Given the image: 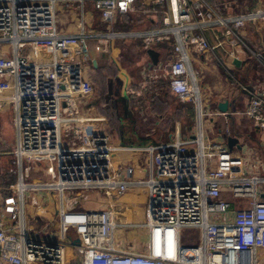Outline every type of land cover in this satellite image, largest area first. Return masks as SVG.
<instances>
[{"label": "built area", "instance_id": "1", "mask_svg": "<svg viewBox=\"0 0 264 264\" xmlns=\"http://www.w3.org/2000/svg\"><path fill=\"white\" fill-rule=\"evenodd\" d=\"M63 1L78 3L82 10L92 3L107 32L88 31L82 15L77 34L61 33L58 10ZM137 1L0 0V113L13 110L15 141L9 154L17 176L13 195L0 203V264H65L69 233L79 239L74 244L78 264L259 263L264 253V175L259 161L258 172L249 170L243 145L234 150L225 140H205L203 119L216 113L203 108L201 76L190 51L214 55L227 42L242 43L241 29L264 19V7L222 14L208 0H152L165 6L163 26L111 31L119 14L136 11ZM121 35L141 37L146 49L173 41L169 88L198 109L199 125L191 136L125 146L90 130L84 107L93 92L84 75L92 59L90 41L102 53ZM240 87L249 99L244 115L264 132V85ZM127 91L140 94L132 87ZM121 151L147 154L145 177L133 178V166H113ZM131 188L147 193L143 219L120 223L113 207H80L81 198L92 192L112 198ZM31 191L59 198L56 242L27 227L25 198ZM5 214L16 229L7 227ZM141 229V239L116 237V230L128 234Z\"/></svg>", "mask_w": 264, "mask_h": 264}, {"label": "crops", "instance_id": "2", "mask_svg": "<svg viewBox=\"0 0 264 264\" xmlns=\"http://www.w3.org/2000/svg\"><path fill=\"white\" fill-rule=\"evenodd\" d=\"M139 1L142 6L140 10L136 6V11L143 13V18L150 23V28L145 30L140 21L139 28L141 29L138 31H149L163 26L165 6L157 5L152 0H138L137 3ZM237 2L238 0H215L210 4L219 13L228 14L238 12L239 3ZM62 4L58 10V24L61 33L77 34L80 30L82 15H84L85 27L88 31L107 32V24L102 21L99 11L92 3H86L84 10L78 3L63 1ZM258 6L264 7V0H256L244 10L255 9ZM133 12L119 14L110 26L111 31L116 33L135 31L131 30L132 26L128 22H124L126 17H133ZM158 13L162 16L159 20L156 19ZM241 35L242 43L231 46L227 42L218 47L214 55L190 51L191 63L200 72L203 84V108L216 113L213 116H205L203 119L205 140H225L228 145L229 136L226 135V131L229 130L230 136L238 138V142L232 149L239 150L243 145V156L248 162L249 170L258 172L256 164L259 161L260 174L264 175V132L256 128L253 122L244 115L249 99L240 87V84L261 83L264 85V19L245 26L241 29ZM209 37L215 41L212 31L209 32ZM90 43L92 59L87 61L84 75L93 84V92L87 97L84 107L89 115L92 132L109 134L115 145L144 146L168 143L177 135L185 139L196 131L199 125V112L195 104L181 101L169 88V64L173 56V41H160L146 49L141 37L121 35L111 40L109 50L102 53L94 49L95 40L91 39ZM151 50L154 53H151ZM229 52L234 53V57L240 61L239 65L229 61ZM95 73H101L103 76L105 86L99 91L92 82L95 79ZM129 87L140 91V94L129 93L127 91ZM100 91L102 93H99ZM104 92L109 101L114 102V111L117 109V116L114 112L115 123L108 114H105L107 104L102 103L98 98ZM224 101L229 102L228 112H223L219 108V103ZM11 114L13 117L12 109ZM113 123L117 125L115 132L111 129ZM5 128L3 127L0 138L5 136L9 141L14 142V126H11L12 135ZM254 151L257 159H254ZM3 154L6 153L0 155ZM148 162L146 153L121 151L115 155L113 166L115 168L133 166V178H143L146 176L143 167L148 166ZM6 172L12 177L7 189H3L0 184L1 204L13 195V186L17 181L11 165ZM136 191L137 189L131 188L125 195L114 198L102 196L99 192H92L86 199L87 204H91H83L82 207L91 209L113 207L118 220V214L124 216L128 212L131 216L136 210L135 204L140 205V202L136 200ZM25 201L27 227H31L38 237L56 242L61 232L62 215V205H60L58 196L51 195L49 192L31 191L27 193ZM237 203L244 205L245 202ZM123 211L127 212L123 213ZM144 212L145 207L142 216ZM5 217L7 227L16 229L15 221H12L8 214H5ZM139 217L129 221L139 219ZM49 234L52 235L51 238L48 237ZM120 235L122 236L119 238H122L123 232ZM66 236L70 238L63 246L65 264H78L73 234L69 233ZM130 236L132 235L128 237ZM258 264H264L263 252H260Z\"/></svg>", "mask_w": 264, "mask_h": 264}, {"label": "rangeland", "instance_id": "3", "mask_svg": "<svg viewBox=\"0 0 264 264\" xmlns=\"http://www.w3.org/2000/svg\"><path fill=\"white\" fill-rule=\"evenodd\" d=\"M215 2V0H210V2ZM218 1V0H217ZM254 1L256 0H238L237 3H239V6H238V12L240 11H243L247 6L251 5L252 3H254ZM140 1L136 4L137 8L139 7V10L141 9L140 7L142 6V4H139ZM63 5V4H61ZM60 5V6H61ZM65 9V7H64ZM137 10V9H136ZM59 14V12H58ZM133 17H126L124 19V22H128L132 27H131V30H135L133 32H137L139 29V24H140V21H142L141 25L145 28V30H148L150 28V23L145 19L143 18V13L142 12H139V11H136V12H133ZM96 23V22H94ZM97 27L99 25H96ZM147 27V28H146ZM155 28V27H154ZM143 29V28H142ZM195 69V68H194ZM94 77V76H93ZM90 81V80H89ZM96 87V89L99 91L101 89L104 88V81H103V76H101V73H98L96 74L95 73V79L92 81ZM91 85H93L92 83H90ZM200 84L201 86H203L202 84V81L200 79ZM261 84V83H260ZM243 85H248V84H243ZM99 93H102V91H100ZM202 94H203V88H202ZM102 95L101 97H98L99 100L105 104H107L105 110L107 113L105 114H108L109 117L111 118L112 122L115 123V120H114V112H115V115L117 116V109H115L114 111V102L112 103V101H109V99L107 98V94L104 92V94H100ZM105 98V99H104ZM11 107L7 108L6 111H3L0 113V136L2 135V132H3V127L5 128V126H7V128H5V130L8 131V133L10 135H12V128L11 126H13V117H12V114H11ZM11 122V124H10ZM4 123H7L4 125ZM114 123L112 124L111 126V129L113 132L116 131V128H117V125H114ZM4 136V135H3ZM13 140H8L7 137H2L0 138V154L1 153H6V154H3V155H0V184L2 185V188L3 189H7L8 186H9V181L12 177V175L10 174H7V170L9 169L10 165H11V161H12V156L10 154H8L9 152H11L12 148H13ZM8 168V169H7ZM138 191V192H137ZM136 191V194H137V201L140 202V205L135 204L136 205V210L135 212L132 213V215L130 216V214L127 212V211H123V213H126L124 216H120L118 214V220L120 223H125V222H128L129 220H131L132 218H135V217H139L141 219H143V216H142V213L144 211V207L146 205V200L148 199L147 197V193L145 191H141V190H137ZM140 191V192H139ZM102 196H104L102 193H101ZM116 196H113L112 198H114ZM144 202V204H143ZM84 205H88V204H91V203H88L85 202L83 203ZM80 205V207H82V205ZM137 213H140L137 215ZM134 234H137L136 236ZM123 235L124 236H129V235H132L130 236L131 239H141L143 236H144V232H143V229H141V231H132V230H128V234L126 233V231H123ZM122 235H120V232L118 230H116V237H120Z\"/></svg>", "mask_w": 264, "mask_h": 264}, {"label": "water", "instance_id": "4", "mask_svg": "<svg viewBox=\"0 0 264 264\" xmlns=\"http://www.w3.org/2000/svg\"><path fill=\"white\" fill-rule=\"evenodd\" d=\"M151 53H154L153 50H151ZM228 59H229V61H231L232 63H234L236 65L240 64V61L236 57H234L233 55H230ZM219 108L223 112H228L229 111V102L228 101L220 102ZM227 142H228V146L232 149L234 144L238 142V138L234 137V136H229ZM85 202H86V197L81 198L80 203L83 204ZM74 243L78 244L79 239L74 240Z\"/></svg>", "mask_w": 264, "mask_h": 264}, {"label": "trees", "instance_id": "5", "mask_svg": "<svg viewBox=\"0 0 264 264\" xmlns=\"http://www.w3.org/2000/svg\"><path fill=\"white\" fill-rule=\"evenodd\" d=\"M162 16H161V14L160 13H158V15H157V20H159L160 18H161Z\"/></svg>", "mask_w": 264, "mask_h": 264}]
</instances>
